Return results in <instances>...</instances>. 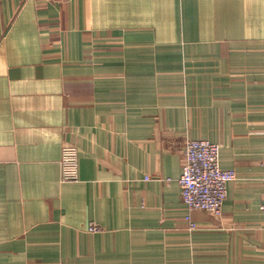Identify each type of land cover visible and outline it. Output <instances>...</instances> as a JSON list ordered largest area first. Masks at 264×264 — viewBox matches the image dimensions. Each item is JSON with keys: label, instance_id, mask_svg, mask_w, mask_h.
<instances>
[{"label": "crops", "instance_id": "1", "mask_svg": "<svg viewBox=\"0 0 264 264\" xmlns=\"http://www.w3.org/2000/svg\"><path fill=\"white\" fill-rule=\"evenodd\" d=\"M188 139L236 173L220 217ZM263 163L264 0H0V264H264Z\"/></svg>", "mask_w": 264, "mask_h": 264}, {"label": "built area", "instance_id": "2", "mask_svg": "<svg viewBox=\"0 0 264 264\" xmlns=\"http://www.w3.org/2000/svg\"><path fill=\"white\" fill-rule=\"evenodd\" d=\"M220 146L203 139H188L183 149L181 175L178 179L180 200L188 211L201 210L215 217L222 215V206L227 197V185L236 178L232 170H223L219 165ZM60 181H78V150L71 144L61 151ZM264 185V163L262 165ZM264 212V204L261 206ZM189 220V218L187 219ZM190 223V229L196 230ZM97 226L90 225V232H98Z\"/></svg>", "mask_w": 264, "mask_h": 264}]
</instances>
